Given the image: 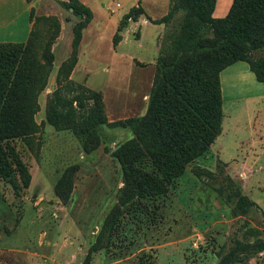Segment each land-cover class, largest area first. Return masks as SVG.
Listing matches in <instances>:
<instances>
[{
  "label": "rangeland",
  "instance_id": "obj_1",
  "mask_svg": "<svg viewBox=\"0 0 264 264\" xmlns=\"http://www.w3.org/2000/svg\"><path fill=\"white\" fill-rule=\"evenodd\" d=\"M38 1L0 0V43L27 41L32 9L30 14L25 10L30 5L39 16L62 19L52 46L54 69L40 96L37 122L41 124L49 97L57 89L58 66L71 56L73 26L80 19L62 6L67 0ZM81 1L94 18L84 33L76 84L103 95L111 122L142 117L149 104L145 97L157 75L160 44L179 30L180 19L170 28L144 22L145 17L161 19L167 0ZM139 5L146 15L138 22L130 20L120 33L123 41L115 46L121 20ZM258 56L264 57V52ZM241 106H224L225 116L232 113V118L225 119L222 160L213 156L190 165L166 198L150 204L149 214L142 213V207L133 211L126 206L116 215L123 177L112 153L133 138L131 129L100 127V145L90 153L84 152L71 131L59 132L48 124L42 126L32 150L21 141L13 142L29 167L32 183L24 189L14 174L15 189L0 177V264H219L236 241L264 239V146L254 145L250 128L264 119V110L250 117L246 112L250 110ZM252 151L262 156L255 157L256 165L250 170L242 161L252 156V163ZM197 169L213 175L196 176ZM64 175L73 184L67 203L55 193ZM240 194L256 203L246 215L238 208ZM242 259L236 264H264V253Z\"/></svg>",
  "mask_w": 264,
  "mask_h": 264
},
{
  "label": "trees",
  "instance_id": "obj_2",
  "mask_svg": "<svg viewBox=\"0 0 264 264\" xmlns=\"http://www.w3.org/2000/svg\"><path fill=\"white\" fill-rule=\"evenodd\" d=\"M217 4L218 0H171L164 17L148 18L166 28L180 19L179 30L160 44L146 114L113 122L106 114L103 95L71 79L84 30L94 18L81 0L62 2L80 21L73 26L72 53L58 70L57 89L49 97L46 119L37 122L40 96L47 90L54 69L52 46L59 37L61 22L56 16H36L32 10L28 40L0 43V177L16 189L18 182L13 176L18 174L24 189L31 186L29 167L13 142L21 141L32 150L44 124L59 132L71 131L86 153L99 147L100 127L131 129L133 138L112 153L123 177L116 215L118 218L126 206L151 213L150 204L166 198L175 181L208 153L222 134V72L237 62H246L257 80L264 83V57L258 56L264 52V0H233L224 18L214 17ZM145 15L140 5L133 7L121 20L114 45L121 42L120 33L130 20L138 22ZM38 147L39 155L40 144ZM206 173L213 175L206 169L194 171L196 176ZM72 186L67 175L57 184L55 193L63 203L71 198ZM239 201L242 215L256 206L241 194ZM263 253V238L252 243L238 240L219 264H236L243 257Z\"/></svg>",
  "mask_w": 264,
  "mask_h": 264
},
{
  "label": "crops",
  "instance_id": "obj_3",
  "mask_svg": "<svg viewBox=\"0 0 264 264\" xmlns=\"http://www.w3.org/2000/svg\"><path fill=\"white\" fill-rule=\"evenodd\" d=\"M150 1H152V0H150ZM154 1H157V0H154ZM37 3L40 4V3H42V1L39 0ZM232 3H233V0L232 1L231 0H228V1L227 0H218V4H217L216 10L214 12V17L215 18L226 17L227 14L229 13V10L231 8ZM165 4L167 5V7H166L167 10L165 11L166 12L165 15H166L169 11L170 0L165 1ZM30 9L35 11L36 16L41 15V13L37 12L32 5L28 6L25 11L29 12V14H30ZM46 15H47V13H46ZM54 15H57L58 17H60L59 14H54ZM165 15H162L159 18H162ZM60 20L62 22L61 18H60ZM153 20H156V19L153 18ZM144 22L147 24L151 23L148 21L147 17L144 18ZM89 26L84 30V33H86ZM32 27H33V22L31 21V17H30L29 22L27 24V28H26L27 40H28V37H29L30 32L32 30ZM125 30L126 29H124V31H122V34L125 32ZM163 30H164V26H163ZM84 41H85V34H83V40L81 43L82 46H83ZM122 41H123V35H122L121 42ZM81 50H82V47L80 46L79 61H80V55L82 53ZM64 60L65 59H63L60 62L58 67L61 66V64L63 63ZM79 61H78V64H77L76 68L74 69V71L71 75V79L75 83H77L76 77L80 78L79 71H78ZM138 64L143 65V66L145 65V64H142V62H139ZM221 84H222V95H223V101H224L223 109H224L225 104L233 106V105H237V103H238L239 105H242L241 106L242 109L247 110V108H248V110H250V111H246L250 117L252 116V112L255 115H257V113H259V115H261L262 109L264 110V83H261L257 80L255 74L251 71L248 63L237 62V63L229 66L228 68H226L221 74ZM145 99H149V97L146 96ZM231 114L232 113H229L225 116V113H224V122H223L222 134L218 137V139L216 140L214 145L210 148L208 153H206L203 157L198 159L197 162L204 163V161L208 157H213V156H215V157L217 156V157H219V159L222 158L220 156V154L224 149V143L222 142V139H223V136L226 134L225 119H226V117L231 119L232 118ZM250 128H251V132L253 134L252 139H253L254 145L264 146V119H262L258 122L257 127H256V125H252V126H250ZM214 147H217L216 152H214ZM250 153H252L251 155H254L253 151ZM261 156L262 155H260V154H255L253 157L254 159H253L252 163H250L252 156L251 157L249 156L247 158V160L242 161V163H243L242 166L244 168H249V166H250V170H252L251 166L256 165L255 159L256 158L259 159V157H261ZM223 162L225 164H229L227 161L226 162L223 161ZM244 193H245V195L250 196L248 194L249 192H244ZM0 239H1V237H0ZM2 240L3 239H1L0 241H2ZM4 249H7V248H4ZM1 251L3 252L5 250H1Z\"/></svg>",
  "mask_w": 264,
  "mask_h": 264
},
{
  "label": "built area",
  "instance_id": "obj_4",
  "mask_svg": "<svg viewBox=\"0 0 264 264\" xmlns=\"http://www.w3.org/2000/svg\"><path fill=\"white\" fill-rule=\"evenodd\" d=\"M118 7H120V5H118Z\"/></svg>",
  "mask_w": 264,
  "mask_h": 264
}]
</instances>
